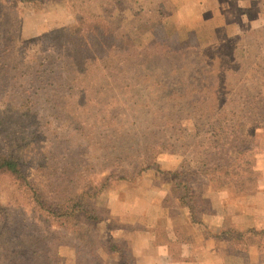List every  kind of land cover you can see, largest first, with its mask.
Wrapping results in <instances>:
<instances>
[{
    "label": "rangeland",
    "instance_id": "374dc122",
    "mask_svg": "<svg viewBox=\"0 0 264 264\" xmlns=\"http://www.w3.org/2000/svg\"><path fill=\"white\" fill-rule=\"evenodd\" d=\"M0 47V149L30 183L0 174V232L35 264H152L128 231L264 200V0H0ZM75 194L91 216L36 207Z\"/></svg>",
    "mask_w": 264,
    "mask_h": 264
},
{
    "label": "crops",
    "instance_id": "0c3cea01",
    "mask_svg": "<svg viewBox=\"0 0 264 264\" xmlns=\"http://www.w3.org/2000/svg\"><path fill=\"white\" fill-rule=\"evenodd\" d=\"M260 195L248 198L241 207L233 204V208L241 211L227 209L221 198L216 203L217 212L209 214L210 221L203 223L202 219L193 222L188 217L189 210H180V215L172 217L160 215V231H128V241L140 239L138 242L149 243L153 250L152 264H264V247L255 243L241 245L223 237L232 228L228 227L230 223L239 232L264 228V200ZM260 200L262 207H257Z\"/></svg>",
    "mask_w": 264,
    "mask_h": 264
},
{
    "label": "trees",
    "instance_id": "16d2710c",
    "mask_svg": "<svg viewBox=\"0 0 264 264\" xmlns=\"http://www.w3.org/2000/svg\"><path fill=\"white\" fill-rule=\"evenodd\" d=\"M235 50V48H233ZM7 48H1L0 47V54L5 55L7 53ZM204 90L206 91L205 94H202L199 96L200 104H205L207 102H210L211 106L213 108H216L217 103L220 102L221 94L222 92L219 90H214L211 87H204ZM23 105H26V103L22 102L21 104H14V107L19 106L20 108H24ZM259 123V122H258ZM257 123V124H258ZM264 124V122H262ZM241 132L246 134L248 132V129L246 128V124L242 125V127L239 129ZM20 161L15 156L5 153L2 149H0V174H8L13 177H16L18 180L21 181L23 185H25L27 188L29 187V182L27 178L22 173ZM232 171L228 170L227 174H231ZM236 172V171H234ZM248 180H252L251 177H248ZM238 191L244 190V182H241L237 185ZM48 203L46 201H39V203L36 204V207H41V210H45V213L49 216L53 217H75L80 214H90L89 210L90 207L88 204L84 201L83 194H75L72 199H69L66 202H63V204H56L53 207L51 205H47ZM91 216V215H89ZM76 219V218H75ZM10 230V229H9ZM9 230H2L0 232V240L4 238V235H6L7 242L5 243L6 246L0 245V264H35L34 261L30 260L29 256L33 257L34 252H26L25 249L22 246H26L24 243V237H21L18 234L9 235ZM3 236V237H1ZM224 238L232 239L236 243H239L241 245H249V244H258L261 243L264 244V228L262 229H247L245 231L239 232L238 230L234 228H228L223 233ZM47 246V245H46Z\"/></svg>",
    "mask_w": 264,
    "mask_h": 264
}]
</instances>
